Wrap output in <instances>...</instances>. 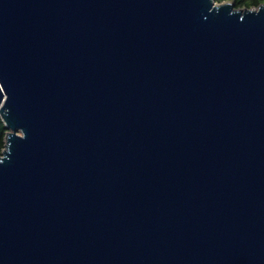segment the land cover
I'll return each instance as SVG.
<instances>
[{"label": "water", "instance_id": "95a60500", "mask_svg": "<svg viewBox=\"0 0 264 264\" xmlns=\"http://www.w3.org/2000/svg\"><path fill=\"white\" fill-rule=\"evenodd\" d=\"M0 264H264V2L0 0Z\"/></svg>", "mask_w": 264, "mask_h": 264}, {"label": "trees", "instance_id": "16d2710c", "mask_svg": "<svg viewBox=\"0 0 264 264\" xmlns=\"http://www.w3.org/2000/svg\"><path fill=\"white\" fill-rule=\"evenodd\" d=\"M215 1H223V0H215ZM234 2L235 7H258L264 0H232ZM7 132V127L0 116V150L4 146L5 135Z\"/></svg>", "mask_w": 264, "mask_h": 264}]
</instances>
